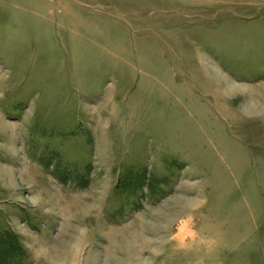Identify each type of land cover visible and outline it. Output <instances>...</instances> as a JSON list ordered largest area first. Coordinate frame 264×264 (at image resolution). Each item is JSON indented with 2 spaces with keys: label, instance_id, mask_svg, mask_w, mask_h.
I'll list each match as a JSON object with an SVG mask.
<instances>
[{
  "label": "rangeland",
  "instance_id": "obj_1",
  "mask_svg": "<svg viewBox=\"0 0 264 264\" xmlns=\"http://www.w3.org/2000/svg\"><path fill=\"white\" fill-rule=\"evenodd\" d=\"M4 230V264H264V0H0Z\"/></svg>",
  "mask_w": 264,
  "mask_h": 264
},
{
  "label": "trees",
  "instance_id": "obj_2",
  "mask_svg": "<svg viewBox=\"0 0 264 264\" xmlns=\"http://www.w3.org/2000/svg\"><path fill=\"white\" fill-rule=\"evenodd\" d=\"M7 231L9 230H4V231H0V249L2 252H5L7 250H10L11 255H1L0 259H1V263L4 264V261H2V259L7 258V261H11L13 259H17L15 257L18 256V254L20 253L19 249L12 246L13 243L10 241V237L13 233H8ZM9 237V239H8ZM7 247L11 248L8 249Z\"/></svg>",
  "mask_w": 264,
  "mask_h": 264
},
{
  "label": "crops",
  "instance_id": "obj_3",
  "mask_svg": "<svg viewBox=\"0 0 264 264\" xmlns=\"http://www.w3.org/2000/svg\"><path fill=\"white\" fill-rule=\"evenodd\" d=\"M65 129H66V130H65L66 132H69V131H70V130H68V124H67V122H65ZM67 134H68V133H67ZM67 134H66V135H67Z\"/></svg>",
  "mask_w": 264,
  "mask_h": 264
}]
</instances>
